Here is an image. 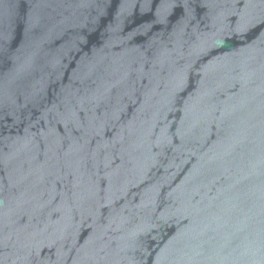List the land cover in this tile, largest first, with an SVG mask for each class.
<instances>
[{
	"label": "water",
	"instance_id": "water-1",
	"mask_svg": "<svg viewBox=\"0 0 264 264\" xmlns=\"http://www.w3.org/2000/svg\"><path fill=\"white\" fill-rule=\"evenodd\" d=\"M0 264H264V0H0Z\"/></svg>",
	"mask_w": 264,
	"mask_h": 264
}]
</instances>
